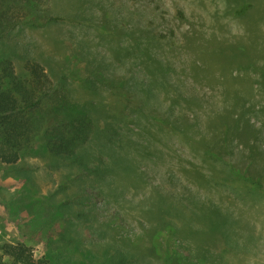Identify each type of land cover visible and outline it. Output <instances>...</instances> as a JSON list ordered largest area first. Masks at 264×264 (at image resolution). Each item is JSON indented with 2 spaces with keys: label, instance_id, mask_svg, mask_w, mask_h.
<instances>
[{
  "label": "rangeland",
  "instance_id": "rangeland-1",
  "mask_svg": "<svg viewBox=\"0 0 264 264\" xmlns=\"http://www.w3.org/2000/svg\"><path fill=\"white\" fill-rule=\"evenodd\" d=\"M54 2L67 20L10 44L65 74L112 146L91 172L40 144L0 163V242L58 264H264V185L234 169L264 171V0Z\"/></svg>",
  "mask_w": 264,
  "mask_h": 264
},
{
  "label": "trees",
  "instance_id": "trees-1",
  "mask_svg": "<svg viewBox=\"0 0 264 264\" xmlns=\"http://www.w3.org/2000/svg\"><path fill=\"white\" fill-rule=\"evenodd\" d=\"M244 1L238 10L241 13L249 6ZM58 5L54 0H0V163L4 168L18 163L22 156L32 155L40 144L70 164L79 163L83 172H91L92 166L101 169L98 155L105 154L112 146L111 139H91L93 131L99 128L95 109L74 96L65 74L54 78L30 51L10 44L12 39L16 41L17 36L12 35L17 29L47 27L53 22L67 20L68 16L58 10ZM18 55L24 62L22 72L16 66ZM88 145L93 146L91 152L86 151ZM209 151L217 156L216 151ZM89 162L93 165L88 166ZM248 163L250 167L244 168L246 174L242 173L241 164L240 168L234 166L235 172L240 178L247 179L250 175L248 179L262 188L263 169L260 170L254 160ZM105 166L108 167L107 162ZM250 169L251 174H247ZM161 243L164 240L161 239ZM177 247L172 250L166 247V256L180 258ZM75 250L80 249L75 247ZM106 255L109 261L113 259V264H121L127 258V254L118 250L113 254L106 252ZM0 264H58V259L51 249L36 257L21 240L0 242Z\"/></svg>",
  "mask_w": 264,
  "mask_h": 264
}]
</instances>
